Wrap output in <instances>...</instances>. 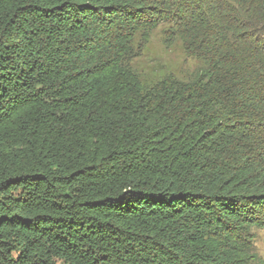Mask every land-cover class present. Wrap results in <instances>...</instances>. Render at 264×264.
Here are the masks:
<instances>
[{
    "label": "trees",
    "instance_id": "1",
    "mask_svg": "<svg viewBox=\"0 0 264 264\" xmlns=\"http://www.w3.org/2000/svg\"><path fill=\"white\" fill-rule=\"evenodd\" d=\"M158 29L201 68L145 86ZM264 0H0V264H263Z\"/></svg>",
    "mask_w": 264,
    "mask_h": 264
},
{
    "label": "rangeland",
    "instance_id": "2",
    "mask_svg": "<svg viewBox=\"0 0 264 264\" xmlns=\"http://www.w3.org/2000/svg\"><path fill=\"white\" fill-rule=\"evenodd\" d=\"M145 86L172 77L180 81L190 80L201 68V63L189 58L179 42L158 29L152 33L141 54L130 63ZM256 249L264 264V230L256 231Z\"/></svg>",
    "mask_w": 264,
    "mask_h": 264
}]
</instances>
